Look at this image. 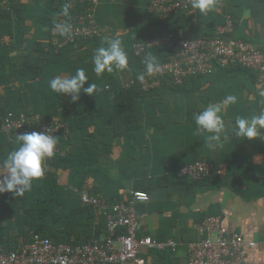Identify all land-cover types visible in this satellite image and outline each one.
Masks as SVG:
<instances>
[{
    "label": "crops",
    "instance_id": "1",
    "mask_svg": "<svg viewBox=\"0 0 264 264\" xmlns=\"http://www.w3.org/2000/svg\"><path fill=\"white\" fill-rule=\"evenodd\" d=\"M39 1V5L35 0L10 3L9 8L16 2L24 11L12 14L9 25L0 24V65L23 69L29 58L39 66L42 59L36 49L46 45L47 37L46 29L38 30V19L45 9ZM257 1L217 0L216 9L207 16L191 9L186 15L160 22L147 11L149 0H99L94 19L101 36L93 47L118 37L128 51L133 42L156 34L166 22L180 39L211 36L225 12L232 10L238 15L235 37L264 51V14L254 17L248 8ZM90 65L84 70L89 82L97 84V78H90ZM129 66L132 72L111 73L120 86L133 81L141 71L136 63L129 62ZM10 79L11 85L18 84L15 78ZM39 84L32 82L31 87L42 93L44 84ZM160 87L148 95L124 99L113 94L92 97L82 91L76 102L71 96L65 97L66 112L61 103L55 104L60 118L68 112L72 121L75 119L72 129L67 127L65 132L68 137L62 139L63 159L44 161L45 173L52 174V180L42 177L23 196L0 194V244L14 247L33 233L31 229L25 232L27 225L21 217V206H28L30 198L46 201L47 214L34 223L45 229L44 235L58 233L69 244L88 237L102 240L104 216L99 209L85 210L80 193H99L110 205L140 190L149 200L136 203L137 236L176 244L174 250L140 249L145 264H187L188 244L201 238L196 225L211 216L219 217L223 227L254 243L253 249L245 250V264H264V143L230 134L223 148L212 150L207 144L209 133H196L194 117L229 94L239 100L224 113L226 124L234 125L237 115L250 117L264 109V81L253 82L248 74L231 70L187 77L176 90L170 89L168 80ZM16 147L15 137L0 131V160ZM195 159L212 162L221 174L198 184L177 180L175 171Z\"/></svg>",
    "mask_w": 264,
    "mask_h": 264
},
{
    "label": "built area",
    "instance_id": "2",
    "mask_svg": "<svg viewBox=\"0 0 264 264\" xmlns=\"http://www.w3.org/2000/svg\"><path fill=\"white\" fill-rule=\"evenodd\" d=\"M14 0H0V10H7ZM70 4V11L80 7L78 13L69 19L73 26L71 38L60 37L50 29L49 43L54 49L74 43L77 39H93L101 36L94 19V11L99 0H60ZM81 6L83 8H81ZM190 0H149L147 11L165 22L171 15L190 9ZM166 47L173 50L168 61L161 64L159 73L137 80L142 92L159 87L161 80L167 79L172 85H181L187 77H206L216 71H224L232 66L250 70L264 81V51L255 45L238 39L229 16H224L221 24L214 29L213 37L198 36L190 39L176 38L172 32H164L143 41L135 42L132 55L139 57L148 49ZM134 83L130 81L124 87ZM0 131L20 135L26 132H45L56 135L67 132V126L53 117L45 120L38 114L14 115L8 113L0 124ZM62 156L56 148L54 156ZM53 156V157H54ZM52 158V157H51ZM48 158L46 160H49ZM220 169L206 160L185 164L176 172V178L191 182H201L215 175ZM82 204L99 209L105 219V235L102 240H89L81 244L53 243L45 235L33 234L28 243L15 249L0 246V264H145L139 256L140 249L163 250L176 244L172 241L159 243L151 237H138V216L136 203L147 202L149 196L144 191H133L125 201L106 205L97 194L80 193ZM201 238L188 244L187 264H245V250L253 249L254 243L245 241L240 235L221 225L219 217H206L196 225Z\"/></svg>",
    "mask_w": 264,
    "mask_h": 264
},
{
    "label": "trees",
    "instance_id": "3",
    "mask_svg": "<svg viewBox=\"0 0 264 264\" xmlns=\"http://www.w3.org/2000/svg\"><path fill=\"white\" fill-rule=\"evenodd\" d=\"M42 1H43L42 4L45 9L43 13L41 14V17L38 19V23H39L38 30L46 29L47 37H46V45H42L39 49H36V54L39 57H41L42 60L46 59L47 61L39 60L38 62L39 66L37 67V64L34 63L33 65V59L28 58L26 62L28 66L27 65L24 66L23 69L15 68V70L8 68L6 65H0L1 66L0 67V124L2 123L4 117L8 113H11L14 115H19L21 113L38 114L45 120H50L53 117H55L58 120L62 121L63 123H66V125L68 124L67 127L70 130L72 129V124H74L75 119L74 121H72L71 116H70L71 114L68 115V112L65 113L64 119H62L60 118L62 116L58 114L57 111L54 110L55 104L61 103L63 106V109H65V112H66L67 106L65 105L66 103H63L64 99H66L65 98L66 96H58V94L54 93L50 88V80L51 78L57 75H62V74L72 75L75 73L77 68L84 69L86 66H89L90 64H91L90 66H93V69H94V65L92 64V56H93V51L95 48L93 46L97 45V43L96 44L94 43L98 41L100 38L98 37V38L86 39V40L77 39L74 43L66 44L65 46L59 49H54V47H52L49 43L50 29L53 28V24L55 22H64L65 20H67L68 22L69 19L72 18V16H74L76 13L79 12L80 7H78L75 10L70 11L71 12L70 17L65 18L63 16L58 15V13L61 10V6L64 4V2L60 0H41V2ZM39 4H40V1L35 0V5H39ZM81 8L83 7L81 6ZM248 8L252 16L254 17L255 15L261 16L262 14H264V0H258L256 4L251 5ZM190 10L191 8L188 11L178 12L174 15H171L170 17H175L180 14L186 15L187 13H189ZM23 11L24 9L21 10L17 6V3L14 2L13 5L10 6L8 10H0V24L4 23V24L9 25L8 20L10 19V16L14 13H22ZM224 15H227L231 18L233 22V26H234L238 15L232 10L226 11ZM154 18L155 20H157V17L155 15H154ZM167 23L168 22H166L165 24H160L161 29L156 34H152L150 37H145L144 39H141L140 41L154 37L164 32H172L174 33L176 38H179L175 34V30L170 28V26L167 25ZM1 37H2V34H0V38ZM202 37H213V35L202 36ZM136 42H139V41H136ZM134 43L135 42H133L130 45L127 51L128 56H129V62H131V64L136 63V65H138L137 67H139L141 71H143V64L141 63V61L143 60V57L147 52L150 51V52H153L154 54H157L160 64L168 61L169 57L173 53V50L170 48L155 47V48L146 50L139 57H134L131 51V47ZM91 44H94V45H91ZM80 49H85V51L80 52ZM86 49H90V51L88 52ZM44 52H47V54L44 55ZM93 69H92L90 78L93 79L95 77L98 80L97 84L95 83L98 89V91L95 94H106V95L113 94L116 99H124L125 96H129V95L131 96V98H136L138 96H145V95H148L156 91V89H153L148 92H142L139 86L137 85L138 79L136 75L133 79L134 83L129 87H124V86H120V84L116 81V77H117L116 75L108 73L107 71L97 75ZM231 70H239V71H242L248 74V76L252 79L253 82H255V80L258 79V76L256 73L250 70L240 68L239 66H232L230 69L224 70V71H231ZM11 77L18 80L17 85L10 84ZM166 81L167 79L161 80L159 87L163 86V84ZM32 82H35V83L39 82L40 83L39 85H41L42 83L44 84V88L41 86L43 88L42 93L35 91V89L31 87ZM179 87L180 85L171 84L170 89L176 90ZM121 102L122 104L120 103V105L124 106L125 102L122 100ZM115 103L118 104V102H115ZM10 135L12 137H15L13 133H10ZM67 137L68 135L65 132H62L56 135V138H58L57 147L62 152V156L56 155L52 157L51 159H49L50 161L53 162L55 160L58 161V160L63 159L62 157L64 156V154H63V148L61 147V144L64 142L63 140L66 139ZM199 160H202V159H198V160L195 159L193 162L199 161ZM180 168H178L177 171ZM177 171H175V174H174L175 177H176ZM217 177L218 176L215 175L201 182L216 179ZM43 179L52 180V174L50 175V173H45L43 176ZM176 179L180 181V179L178 178ZM184 181H188V180L185 179ZM201 182H191V183L198 184ZM97 195H99V193H97ZM30 199L31 201L29 202L28 206H24V205L21 206L22 208L21 217L23 218L24 225H27L25 232L27 233L31 229L33 230V233L30 235V237H26V240L23 242V244L28 243L33 234L44 235L43 232L45 230L43 229V227H37L34 223L37 218H43V216L47 214L46 201L43 198L41 199L30 198ZM119 202L121 201L119 200L116 203H119ZM116 203H111L110 205H113ZM83 206L85 210L92 209L89 206H86V205H83ZM102 228L105 233V230H106L105 224ZM48 237L52 240L53 243H56V244L66 243L64 242V240H61V235H58V233L56 234V236L49 235ZM92 239H95V238H92V237L84 238L78 244L88 242L89 240H92ZM23 244H19L14 247H9L7 245H2V244H0V246L6 249H15ZM66 244H69V243H66ZM72 245H75V244H72Z\"/></svg>",
    "mask_w": 264,
    "mask_h": 264
},
{
    "label": "clouds",
    "instance_id": "4",
    "mask_svg": "<svg viewBox=\"0 0 264 264\" xmlns=\"http://www.w3.org/2000/svg\"><path fill=\"white\" fill-rule=\"evenodd\" d=\"M190 7L198 10L200 15L207 16L217 7V0H190ZM58 15L70 17V4L64 3ZM53 30L62 38H71L73 26L65 20L55 22ZM143 71L137 74V79L143 81L145 76L159 73L161 64L158 55L147 52L143 60ZM94 72L99 75L108 73L132 72L129 66V56L120 38L108 39L104 45L94 49L92 56ZM88 86L85 87V84ZM51 90L58 96H71L72 102L80 99L81 92L92 96L98 91L95 83H89V78L83 68H77L72 75H57L50 80ZM238 96L229 94L219 103H210L203 111L194 114L196 133L206 132L208 147L212 150L221 149L224 142L230 140V134L247 141L259 139L264 143V109L250 117L237 115L233 122L226 124L224 113L236 103ZM18 147L10 151L6 158L0 160V194L13 193L15 197L23 196L30 191L33 183L45 174L44 161L54 156L58 138L45 132H26L15 135Z\"/></svg>",
    "mask_w": 264,
    "mask_h": 264
}]
</instances>
